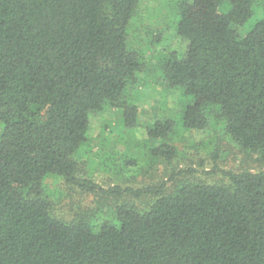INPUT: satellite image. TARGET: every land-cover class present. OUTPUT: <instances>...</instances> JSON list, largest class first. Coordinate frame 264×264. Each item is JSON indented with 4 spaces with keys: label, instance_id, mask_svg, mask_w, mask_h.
<instances>
[{
    "label": "trees",
    "instance_id": "trees-1",
    "mask_svg": "<svg viewBox=\"0 0 264 264\" xmlns=\"http://www.w3.org/2000/svg\"><path fill=\"white\" fill-rule=\"evenodd\" d=\"M138 4L0 0V264H264V0H177L181 57L130 45ZM157 82L180 93L178 112L137 141L140 88ZM106 109L127 152L101 164L122 176L141 160L164 179L104 187L82 172L90 118ZM226 142L254 169L221 168ZM53 178L94 207L56 215Z\"/></svg>",
    "mask_w": 264,
    "mask_h": 264
},
{
    "label": "rangeland",
    "instance_id": "rangeland-1",
    "mask_svg": "<svg viewBox=\"0 0 264 264\" xmlns=\"http://www.w3.org/2000/svg\"><path fill=\"white\" fill-rule=\"evenodd\" d=\"M176 1L139 0L135 16L131 21L130 45L143 50L150 47L149 54H152V56L165 55L168 51H173L181 57L185 52L187 43L177 37L174 29L173 5ZM255 19V16L249 19L242 33L253 26ZM158 35L161 36V39L159 44H156L155 39ZM151 42L155 44L151 45ZM178 96H180L178 91H168L158 82L141 86L140 100L137 102L138 127L135 129V134H133L137 141L145 138L146 126L167 116L170 111L171 113L178 112ZM119 119V113L111 109H106L90 118L88 144L77 154L82 172L104 187L114 184L140 187L164 179L165 174L161 165L156 169H151L148 173H141L140 170L145 166V163L141 160L138 161L136 166L129 167L124 171L122 176H116L106 168V165L101 164V158L105 152L112 154L115 158H122L127 152V144L122 138L124 132L120 129ZM220 129V127H215L209 130L208 133H185L184 141L177 143L176 146L179 151L187 153L186 148L204 141ZM223 147L220 159L221 168L238 170L241 166L254 169L253 164L245 163L242 155L239 154L233 144L226 142ZM179 160V168L189 165L186 159ZM262 168L264 169V165ZM196 178L207 182L214 180L213 177L205 176L202 173H198ZM47 187L55 198L60 199L61 196L66 194L54 206L55 214L60 217L69 218L79 210L94 207L92 196L74 190H66V192L61 180L49 179Z\"/></svg>",
    "mask_w": 264,
    "mask_h": 264
}]
</instances>
